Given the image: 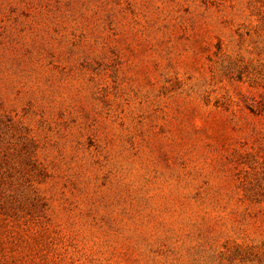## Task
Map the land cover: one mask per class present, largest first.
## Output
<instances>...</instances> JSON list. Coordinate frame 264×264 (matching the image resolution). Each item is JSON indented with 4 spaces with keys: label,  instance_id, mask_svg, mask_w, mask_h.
<instances>
[{
    "label": "rangeland",
    "instance_id": "obj_1",
    "mask_svg": "<svg viewBox=\"0 0 264 264\" xmlns=\"http://www.w3.org/2000/svg\"><path fill=\"white\" fill-rule=\"evenodd\" d=\"M0 264H264V0H0Z\"/></svg>",
    "mask_w": 264,
    "mask_h": 264
}]
</instances>
